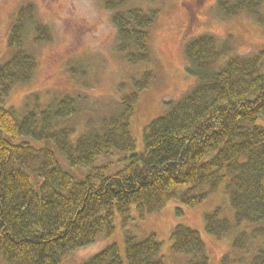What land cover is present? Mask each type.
<instances>
[{
    "label": "trees",
    "instance_id": "1",
    "mask_svg": "<svg viewBox=\"0 0 264 264\" xmlns=\"http://www.w3.org/2000/svg\"><path fill=\"white\" fill-rule=\"evenodd\" d=\"M164 1L103 0L128 63L151 60L150 30ZM216 7L223 17L246 12L264 25V0H216ZM52 36L35 3L26 1L8 34L10 56L0 63V264H62L102 232L114 233L115 217L127 221L133 206L142 217L173 198L195 206L227 176L234 214L217 206L206 212L205 229L231 238L221 264H264V124L257 123L264 116V48L236 54L232 37L211 32L187 39V70L196 81L145 126L138 151L131 119L152 69L134 76L112 108L81 122L79 94H53L45 103L35 93L22 112L7 103L12 88L29 83L38 67L29 43ZM115 152L123 154L117 168L100 162ZM78 168L87 171H72ZM171 238L186 264H211L198 229L178 223ZM126 263L165 264L155 232H126L124 252L111 242L84 261Z\"/></svg>",
    "mask_w": 264,
    "mask_h": 264
},
{
    "label": "rangeland",
    "instance_id": "2",
    "mask_svg": "<svg viewBox=\"0 0 264 264\" xmlns=\"http://www.w3.org/2000/svg\"><path fill=\"white\" fill-rule=\"evenodd\" d=\"M26 1L35 3L38 17L50 27L53 36L50 41L29 43L37 55L38 67L29 83L12 88L7 103L22 112L26 97L35 93L45 103L53 94H79L82 109L77 118L81 122L88 115L97 117L112 108L124 91L131 90L134 76L142 77L145 70L152 69L153 80L139 91L131 119L138 151L144 148L145 126L165 112L166 102L180 98L196 81L187 70L189 63L183 49L187 39L211 32L221 39L232 37L236 54H251L264 48V25L246 12L223 17L217 12L216 0H166L150 30L151 60L130 64L117 50V28L103 0H0V63L10 56L8 34L17 10ZM125 82L129 84L119 90ZM257 123L264 124V116ZM121 157L123 154L115 152L100 162L117 168ZM72 171L83 174L87 169ZM228 180L225 177L216 191L195 206L173 198L160 211L143 217L133 206L127 221L119 215L115 217L114 233L102 232L95 242L71 251L62 264H84L111 242L118 243L124 252L126 232L138 237L155 232L165 264H186L187 255L172 249L171 234L178 223L198 229L206 241L211 264H221L222 256L231 249V238L209 234L205 214L221 206L224 213L233 216L226 189Z\"/></svg>",
    "mask_w": 264,
    "mask_h": 264
}]
</instances>
